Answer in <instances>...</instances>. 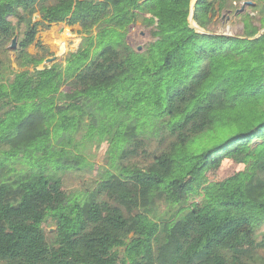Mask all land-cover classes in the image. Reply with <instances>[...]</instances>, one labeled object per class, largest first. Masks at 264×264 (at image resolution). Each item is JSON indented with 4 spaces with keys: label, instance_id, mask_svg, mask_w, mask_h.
I'll use <instances>...</instances> for the list:
<instances>
[{
    "label": "trees",
    "instance_id": "obj_1",
    "mask_svg": "<svg viewBox=\"0 0 264 264\" xmlns=\"http://www.w3.org/2000/svg\"><path fill=\"white\" fill-rule=\"evenodd\" d=\"M240 2L242 35L210 30ZM191 4L0 0V264H264V0H199L204 33ZM53 24L82 44L41 68ZM103 143L100 180L66 193ZM225 161L242 169L212 180Z\"/></svg>",
    "mask_w": 264,
    "mask_h": 264
},
{
    "label": "rangeland",
    "instance_id": "obj_2",
    "mask_svg": "<svg viewBox=\"0 0 264 264\" xmlns=\"http://www.w3.org/2000/svg\"><path fill=\"white\" fill-rule=\"evenodd\" d=\"M251 2H240L237 4V8L234 13L229 14L227 12L217 13L213 24L210 26V30L217 34L227 36H239L243 33V25L239 19V14H244L248 11V6ZM40 16L35 15V21H39ZM39 34L37 36L38 45H33L29 49V53L32 55H38L45 59L41 68L46 65H51L55 62H64L65 58L78 51L82 44L81 28L79 26L70 28L65 24H53L49 28H39ZM129 43L132 47L138 50H143L145 46L150 43L153 38L150 34V29L145 28L140 22L137 23L130 31ZM18 40L16 39V47ZM11 60L14 62V54L10 55ZM47 61H51L47 63ZM16 68V64L12 63ZM109 146L107 143L103 144H89L86 155L88 160L86 161L89 167L86 171L81 172H68L60 173L59 177L63 182V189L66 193H81L85 190L93 189L95 182L101 178V172H103L106 165V157L108 154ZM108 167V166H107ZM15 168L19 171L25 167L17 164ZM242 167H236L229 161L224 162V167L215 175H211L212 180H222L235 172L241 170ZM46 235L48 240H52L56 232V226L54 224H46Z\"/></svg>",
    "mask_w": 264,
    "mask_h": 264
},
{
    "label": "water",
    "instance_id": "obj_3",
    "mask_svg": "<svg viewBox=\"0 0 264 264\" xmlns=\"http://www.w3.org/2000/svg\"><path fill=\"white\" fill-rule=\"evenodd\" d=\"M198 1L199 0H192V4H191V15H190L189 21L191 23V26L195 27L197 29V31L204 33V31L199 26H197V24L194 22V19H193V17H194V11H195V6H196V4H197ZM263 32H264V30L261 31L260 34L257 35L255 38L260 37ZM16 39H17V37L14 38L13 43H12V46H11V49H15V47H16ZM50 62L51 61H47V63H50Z\"/></svg>",
    "mask_w": 264,
    "mask_h": 264
}]
</instances>
